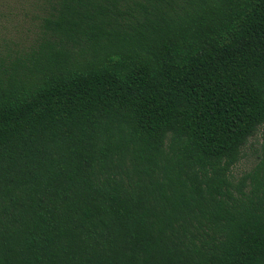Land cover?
Returning <instances> with one entry per match:
<instances>
[{
  "label": "trees",
  "instance_id": "obj_1",
  "mask_svg": "<svg viewBox=\"0 0 264 264\" xmlns=\"http://www.w3.org/2000/svg\"><path fill=\"white\" fill-rule=\"evenodd\" d=\"M14 21L0 264H264V0H0Z\"/></svg>",
  "mask_w": 264,
  "mask_h": 264
},
{
  "label": "rangeland",
  "instance_id": "obj_2",
  "mask_svg": "<svg viewBox=\"0 0 264 264\" xmlns=\"http://www.w3.org/2000/svg\"><path fill=\"white\" fill-rule=\"evenodd\" d=\"M28 25L26 23L6 22L4 27H0V40L2 36L12 38L13 40H22L26 36ZM260 134L257 132L250 137L242 148L241 156L238 162L232 167V175L238 178L242 173L250 170L256 163L260 149Z\"/></svg>",
  "mask_w": 264,
  "mask_h": 264
}]
</instances>
